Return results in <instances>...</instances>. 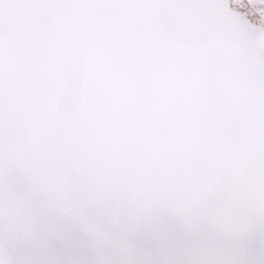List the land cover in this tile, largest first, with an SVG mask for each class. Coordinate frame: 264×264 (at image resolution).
<instances>
[{
  "label": "snow or ice",
  "instance_id": "obj_1",
  "mask_svg": "<svg viewBox=\"0 0 264 264\" xmlns=\"http://www.w3.org/2000/svg\"><path fill=\"white\" fill-rule=\"evenodd\" d=\"M0 264H264V0H0Z\"/></svg>",
  "mask_w": 264,
  "mask_h": 264
}]
</instances>
